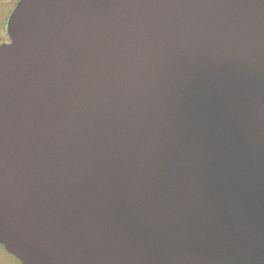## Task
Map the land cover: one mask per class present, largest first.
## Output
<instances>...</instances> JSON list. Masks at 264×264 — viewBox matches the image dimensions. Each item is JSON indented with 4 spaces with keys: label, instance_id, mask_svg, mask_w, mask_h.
Segmentation results:
<instances>
[{
    "label": "water",
    "instance_id": "water-1",
    "mask_svg": "<svg viewBox=\"0 0 264 264\" xmlns=\"http://www.w3.org/2000/svg\"><path fill=\"white\" fill-rule=\"evenodd\" d=\"M8 36L9 254L264 264V0H20Z\"/></svg>",
    "mask_w": 264,
    "mask_h": 264
},
{
    "label": "flooded vegetation",
    "instance_id": "flooded-vegetation-1",
    "mask_svg": "<svg viewBox=\"0 0 264 264\" xmlns=\"http://www.w3.org/2000/svg\"><path fill=\"white\" fill-rule=\"evenodd\" d=\"M20 0H0V47L10 42L8 36L9 18ZM0 264H21L0 244Z\"/></svg>",
    "mask_w": 264,
    "mask_h": 264
}]
</instances>
